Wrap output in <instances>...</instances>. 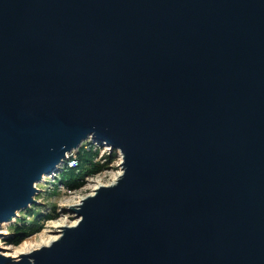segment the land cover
<instances>
[{
    "label": "water",
    "instance_id": "water-1",
    "mask_svg": "<svg viewBox=\"0 0 264 264\" xmlns=\"http://www.w3.org/2000/svg\"><path fill=\"white\" fill-rule=\"evenodd\" d=\"M85 144L121 174L0 264H264V0H0V226Z\"/></svg>",
    "mask_w": 264,
    "mask_h": 264
},
{
    "label": "rangeland",
    "instance_id": "rangeland-1",
    "mask_svg": "<svg viewBox=\"0 0 264 264\" xmlns=\"http://www.w3.org/2000/svg\"><path fill=\"white\" fill-rule=\"evenodd\" d=\"M115 152V161L106 166L105 164L107 162H105V158H100L102 154H99L98 159L95 160L94 163L102 167L101 170L92 178H84L82 180V187L79 190L72 192L63 188H61L60 191H57L56 189L57 185L59 186L61 181L66 185L70 181L75 180L76 176H73L71 171L62 172L60 174L61 180L59 181H57V176H50L45 178V182L37 184L36 189L39 190L40 194H37L35 200L38 204L31 206L27 209V211L33 213L34 218L49 215L52 217L51 221H47L43 225L39 222V226L41 227L39 228L40 232L35 233L37 226L34 227L30 224H36L37 222H33L32 219L29 220V218L26 217L27 211L19 212L18 217L15 218V222L13 224H3L0 226L1 235H10L0 237L2 244L0 248L4 250L2 253H5L6 248L10 247L22 250L27 249L30 253L32 250L41 247L43 244L42 242H46L48 238H57L58 235L56 231L60 230L59 226H71L72 223L75 222V218L74 214L67 209L77 204L80 199L91 195L97 186L110 185L121 174V158L119 152ZM21 224L25 225L29 229L26 230V238L18 246H14L8 241L13 237L12 235L15 227Z\"/></svg>",
    "mask_w": 264,
    "mask_h": 264
},
{
    "label": "trees",
    "instance_id": "trees-1",
    "mask_svg": "<svg viewBox=\"0 0 264 264\" xmlns=\"http://www.w3.org/2000/svg\"><path fill=\"white\" fill-rule=\"evenodd\" d=\"M100 152V148L96 147L95 145L92 144H85L83 145L77 152L73 153V155L70 157V159L67 161L68 162H74V166L68 167V165H65V168L63 171H61L58 174L57 181L61 180L60 174L63 172L71 171L73 176H76L75 180L70 181L66 185L61 181L59 184L64 186L66 189L70 191H76L79 188L82 187V180L84 178H88L91 176L96 175L99 173L102 167L98 166L97 164L94 163L95 159L97 158V155ZM115 151H112L109 154H106L104 156L105 164L108 165L112 162L115 161ZM103 166V165H101ZM57 191H59V186L57 185L56 187ZM27 218L32 219L33 222H37L36 224H30L32 226H37L35 233L40 232L39 228V222L40 224H44L45 222L49 221L52 219L51 216L46 215V216H40V217H35L33 216V213L30 211H27ZM38 228V229H37ZM27 228L25 225L21 224L19 226H16L14 229L13 237L9 239V243H12L14 246H18L25 238L27 234Z\"/></svg>",
    "mask_w": 264,
    "mask_h": 264
},
{
    "label": "bare ground",
    "instance_id": "bare-ground-1",
    "mask_svg": "<svg viewBox=\"0 0 264 264\" xmlns=\"http://www.w3.org/2000/svg\"><path fill=\"white\" fill-rule=\"evenodd\" d=\"M77 222L78 221L75 220V222H73L72 225L69 226V227L75 226L77 224ZM59 227L62 228L63 226H59ZM56 239H57L56 237H50V238H48V240L46 242L45 241L42 242L43 244L41 246H46V245H48L49 243H51L52 241H54ZM1 246H2V244H1V241H0V247ZM28 253H29V251H27V249L26 250H22V249H19V248L10 247V248H6V252L2 253V255L5 256V257H10V258H13V259L17 260L21 255L28 254Z\"/></svg>",
    "mask_w": 264,
    "mask_h": 264
},
{
    "label": "built area",
    "instance_id": "built-area-1",
    "mask_svg": "<svg viewBox=\"0 0 264 264\" xmlns=\"http://www.w3.org/2000/svg\"><path fill=\"white\" fill-rule=\"evenodd\" d=\"M92 145H95V144H92ZM96 147H98V148H100V152H99V154L101 153L102 155H101V157L100 158H104V155H106V154H109L110 153V151H109V149L110 148H108V147H100V146H98V145H95ZM107 149V150H106ZM112 152V151H111ZM99 154L97 155V158L95 159V160H97L98 159V156H99ZM73 155V153L71 154V156ZM120 155V154H119ZM70 156V157H71ZM70 157L68 158V160L70 159ZM120 158H121V155H120ZM67 160V161H68ZM67 161H66V163L60 168V171L58 172V173H56V174H54V176L53 177H55V176H57L61 171H63V169L65 168V165L67 164L68 165V167H72V166H74L75 164H74V162H68L67 163ZM120 163H121V160H120ZM95 176V175H94ZM93 176H91V177H88V178H92ZM48 178V177H47ZM57 178H58V176H57ZM102 186H107V185H102ZM98 187V186H97ZM61 188H63V189H65V190H68V189H66L64 186H62V185H59V191H60V189ZM80 189V188H79ZM78 189V190H79ZM68 191H70V190H68ZM72 192H74V191H72ZM93 194V193H92ZM91 194V195H92ZM84 198H82V199H80V201L77 203V204H75L74 206H77V205H79L80 204V202H81V200H83ZM51 220H49V222H50Z\"/></svg>",
    "mask_w": 264,
    "mask_h": 264
}]
</instances>
